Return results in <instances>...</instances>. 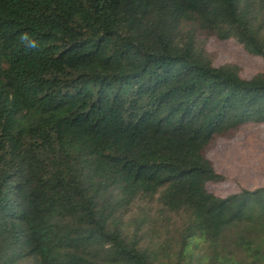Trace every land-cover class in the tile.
<instances>
[{"label": "trees", "instance_id": "obj_1", "mask_svg": "<svg viewBox=\"0 0 264 264\" xmlns=\"http://www.w3.org/2000/svg\"><path fill=\"white\" fill-rule=\"evenodd\" d=\"M211 38L264 61V0H0V264H264V186L208 188L264 73Z\"/></svg>", "mask_w": 264, "mask_h": 264}, {"label": "rangeland", "instance_id": "obj_2", "mask_svg": "<svg viewBox=\"0 0 264 264\" xmlns=\"http://www.w3.org/2000/svg\"><path fill=\"white\" fill-rule=\"evenodd\" d=\"M207 50L214 54L215 65L236 64L241 76L250 79L264 73V61L250 55L236 41H220L211 38ZM217 172L227 177L226 182L209 184V190L217 196L256 189L264 186V125L250 124L229 138H218L208 155Z\"/></svg>", "mask_w": 264, "mask_h": 264}, {"label": "clouds", "instance_id": "obj_3", "mask_svg": "<svg viewBox=\"0 0 264 264\" xmlns=\"http://www.w3.org/2000/svg\"><path fill=\"white\" fill-rule=\"evenodd\" d=\"M21 39H22V41L26 42V46H28V47H37L38 46L36 41L29 39V36L27 33L23 34Z\"/></svg>", "mask_w": 264, "mask_h": 264}]
</instances>
